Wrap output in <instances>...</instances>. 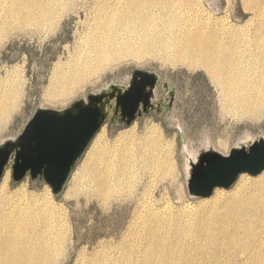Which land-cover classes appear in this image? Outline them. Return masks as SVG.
<instances>
[{
  "label": "rangeland",
  "instance_id": "374dc122",
  "mask_svg": "<svg viewBox=\"0 0 264 264\" xmlns=\"http://www.w3.org/2000/svg\"><path fill=\"white\" fill-rule=\"evenodd\" d=\"M12 1L15 2L0 0V104L9 94L11 99L6 101L8 110L0 117V145L16 139L38 109L62 110L111 84L126 85L136 70L154 72L161 81H168L176 100L169 114L154 111L130 126L108 119L58 196L40 180L26 177L14 182L8 168L0 184V218L10 202L26 210L20 215L22 225L61 234L62 246L56 248L59 252L52 264H264V222L249 239L240 236L235 243L219 239L218 249L210 248L213 252L208 249L196 254L187 248L190 238L186 239L187 232L180 220L189 221L195 210L209 204L218 194H238L247 188L245 182L264 185V171L255 177L242 174L230 189H216L209 198H191L183 171L182 134L189 151L206 149L210 141L216 150L227 155L246 134L264 135V110L245 113L235 106H226L221 88L212 84L205 72L172 66L167 48L153 47L152 40L176 28L175 23H171V28L165 26L169 24L166 7L161 4V8L150 9L155 13L151 20L158 23L150 24L151 30L146 34L137 28L133 34L123 35V41L140 52L138 56L111 57L104 72L94 75L70 99L52 100L54 81L67 70L104 0H54V17L42 23L34 19L19 21L20 11ZM191 1L189 5L182 1L176 6L189 10L203 7L215 17L228 16L236 25H243L252 17L244 9L248 0ZM252 3L264 5V0ZM141 40L150 43L145 45ZM162 85L158 84V98ZM152 142L159 143L163 164L171 159L174 171L163 173L155 167L151 153L144 148ZM153 213L158 216L152 218ZM2 220L6 226L12 225V220ZM161 230L165 234L151 241V234ZM258 256L263 262L258 261Z\"/></svg>",
  "mask_w": 264,
  "mask_h": 264
},
{
  "label": "bare ground",
  "instance_id": "6f19581e",
  "mask_svg": "<svg viewBox=\"0 0 264 264\" xmlns=\"http://www.w3.org/2000/svg\"><path fill=\"white\" fill-rule=\"evenodd\" d=\"M53 1L15 0V2H12L16 9L20 11L19 21L26 22L34 19L36 23H42L54 17L53 12L55 10L51 6L54 3ZM173 1L104 0L100 5L97 17L93 20L94 23L91 24L89 34L75 52L76 55L69 62L67 70L54 81L50 98L52 100L60 97L70 99L94 75L104 72L105 65L113 56L120 54L138 56L140 52L138 50L135 51L131 44L128 45L124 42L126 39L123 35L133 34L134 29L136 30L137 28L142 30L143 34H146L151 30L150 24L152 26L158 23L151 20L155 13L150 9L153 7L161 8V4H163L162 6L166 7L164 9L168 11L166 19L170 24L165 26L171 28V23H175L176 28L168 30L157 36L155 40H152L151 44L153 47L159 46L160 50L166 47L167 53L171 57V61H167L171 62L172 66L205 72L210 77L211 83L221 88L226 106H235L238 110L245 111V113L264 110V5L254 4L252 0L251 2H249L250 0L248 2L245 1L244 9L248 13H252V17L245 24L236 25L228 16L215 17L212 14L213 12L202 10L203 7L201 9L199 7V10H189L186 7L182 9L183 5H180L181 7L179 5L176 6L178 3L181 4L182 1L187 2V5H189L191 0H177L175 3ZM191 2H195V0ZM165 10L163 13H165ZM170 18L172 19L170 20ZM250 25L259 26L258 28H252ZM143 38L145 39L144 35ZM141 42L144 44L150 43L146 40H141ZM10 100L9 94L1 102L0 117L8 110L6 101ZM251 137L252 135L246 134L244 139ZM219 145L222 146L223 143L220 142ZM144 148L146 149L145 151L151 153L152 161H154L158 170L163 173L175 170V165L171 159L167 158L169 160L164 161L163 164L161 160L162 150L158 142L146 144ZM195 153L196 151H189L191 156H194ZM133 179H137V177ZM243 184L247 188L238 194L228 197L218 194L209 204L202 205L198 210H195L189 221L180 220L183 230L187 232L184 233L186 239L190 238L187 248L190 251H194L192 253L199 254L200 251H207L210 248L212 250L218 249L217 242L219 239H230L232 243H235L240 236H247V239H249L248 237L251 234L253 235L255 228L264 222V185L258 186L257 183L249 184L246 182ZM15 205L10 202L7 203L5 213L2 214V219L12 220V225L9 223L10 226H6V221L4 222L0 218V264H52L58 254L57 252H59V247L62 246L61 234L57 232L58 235L55 234V236L49 230L43 231L34 227L29 229L27 226L22 225L20 215L26 210ZM155 216L158 215L154 214L152 218ZM257 229L259 230V228ZM161 231L152 233L151 241H154L158 235L165 234L164 230ZM185 237L183 238L184 241L186 240ZM201 241H204V244ZM56 248L58 249L56 250ZM221 250L224 251V249ZM259 256L258 261L261 259L262 261L260 260V262H263V258H259ZM235 259L236 257H234ZM220 262L222 263V260Z\"/></svg>",
  "mask_w": 264,
  "mask_h": 264
},
{
  "label": "water",
  "instance_id": "95a60500",
  "mask_svg": "<svg viewBox=\"0 0 264 264\" xmlns=\"http://www.w3.org/2000/svg\"><path fill=\"white\" fill-rule=\"evenodd\" d=\"M138 74L156 79L154 73L136 70ZM155 85L133 80L126 85L111 84L68 108L38 109L16 139L0 145V184L11 168L14 182L30 177L45 182L54 195H60L110 114L120 109L131 112L132 116L124 120L130 126L142 102L140 91L147 87L153 90ZM150 97L144 98L145 105L150 104ZM182 138L183 171L191 198H209L216 189H230L242 174L255 177L264 171V135L243 138L227 155L208 141L206 149L191 156L183 134Z\"/></svg>",
  "mask_w": 264,
  "mask_h": 264
},
{
  "label": "flooded vegetation",
  "instance_id": "af4514ba",
  "mask_svg": "<svg viewBox=\"0 0 264 264\" xmlns=\"http://www.w3.org/2000/svg\"><path fill=\"white\" fill-rule=\"evenodd\" d=\"M145 72H150V71H145ZM154 73V72H150ZM155 74V73H154ZM136 81V84H156L154 89H150L147 87L146 89H143L140 91V97L142 102L139 104V109L138 112L136 113L137 116L134 121H136L138 118L150 114L152 112H157L159 114H169V112L173 109L175 100H176V95L173 90H170L168 85V81H161L160 77L156 74V79L153 80V78L148 77L143 74H138L136 76V71L133 72L131 79L126 83L130 84V81ZM138 80V81H137ZM158 84H163L162 85V93L161 96L158 98L157 93H158ZM150 104L145 105L143 100L147 95H150ZM145 108L148 110L147 113H145ZM125 111V112H124ZM142 115H139V114ZM132 116L131 112H127V110H122L120 109L118 112H115L114 114H110L109 118L113 122H120L122 124H125L124 120L129 119ZM133 121V122H134ZM132 122V123H133ZM126 125V124H125Z\"/></svg>",
  "mask_w": 264,
  "mask_h": 264
}]
</instances>
